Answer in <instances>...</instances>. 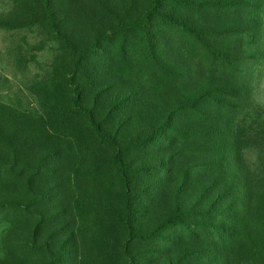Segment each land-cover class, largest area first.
I'll return each instance as SVG.
<instances>
[{"label":"rangeland","instance_id":"rangeland-1","mask_svg":"<svg viewBox=\"0 0 264 264\" xmlns=\"http://www.w3.org/2000/svg\"><path fill=\"white\" fill-rule=\"evenodd\" d=\"M22 1L0 0V264H264V0H190L209 2L230 30L210 52L165 28L185 82L141 69L131 44L123 59L113 39L155 0H57L53 26L45 1ZM157 2L160 26L170 8ZM229 41L232 54L217 57ZM75 43L108 51L98 73L86 61L76 70ZM115 56L122 68H106ZM104 68L118 83L87 89ZM221 72L231 89L185 110ZM64 79L71 103L80 93L83 124L93 111L115 136L108 155L77 154L70 140L46 155L43 110ZM126 106L131 118L106 121Z\"/></svg>","mask_w":264,"mask_h":264},{"label":"trees","instance_id":"trees-1","mask_svg":"<svg viewBox=\"0 0 264 264\" xmlns=\"http://www.w3.org/2000/svg\"><path fill=\"white\" fill-rule=\"evenodd\" d=\"M38 1H45L46 13L43 15L44 18L42 21H45L52 26L55 25L56 23L54 24L51 14H55L57 11V0H23L19 3V5L22 3L25 6H28ZM164 3H166L170 8V14L166 17L165 21L163 20L164 22H162L160 26L156 24V14L159 12L158 10L163 4H159L157 0H155L152 8L147 12L141 22L132 21L129 25L118 23L117 25H120V27H116L113 31L116 32V35L118 36L113 39L116 40L121 38L123 40L122 45L120 46L123 51V59H126L129 54L123 50V48L125 49V47L131 44L134 51H136L135 54H137V58L135 60H139L141 63V69H146L148 71L158 69L163 71L165 75L171 77L176 82L181 81L180 77H182L185 82V71L178 69L181 63L177 60H171V54L179 50L180 44L173 48L172 41L165 37V28H171L173 26L179 27L183 33H188L195 37V41H200V44L203 42V44L207 46L206 49H208V51L210 50V52L212 50L217 51L214 47L219 41L218 38H221L222 33L228 34L227 31L230 29L227 25H224L223 21H214L217 17L210 12L211 7H209V2L203 1L201 3H195L190 0H185L184 3L181 0H164ZM172 18L174 20H172ZM130 39H132L133 42L128 43ZM107 41L111 43L112 40L110 41V38L108 37ZM224 45L225 46H223L222 49L223 51L221 50L219 54L215 52L216 56L222 59L232 54L233 51L230 41ZM70 48L71 51H73L72 53L74 57L77 58L75 65L77 71L82 69V65L84 61H86L88 67L98 73V69L96 67L101 64L104 55L108 52L104 47H100L97 52H94V47L90 48L76 43L75 45L71 44ZM112 50H114V46L111 44L110 51ZM118 56L111 57L107 62L106 68H114L117 64L118 66L116 67L121 69L122 65L119 66L120 60L117 58ZM88 67L87 69H89ZM84 68L86 69L85 64ZM106 72L107 71H105L104 68V75L102 74L100 78L94 80L93 83L90 81L87 89L95 90L96 88L97 90L100 88L104 90V88H110L116 85V83H118V78L115 76L108 77ZM212 72L215 73V70H212ZM220 75L224 77L220 76L211 78L215 80V82H213L214 85L209 86L210 89H202L193 93L191 91L189 96L186 98L185 110H195L197 105L201 104V101H205L206 99L212 100L215 94L222 93L228 88L231 89L228 78L232 79V77L225 76L226 74L223 72H221ZM186 76V83H188L191 81V70H187ZM75 78L80 79L82 77L76 76ZM68 81V79H64V81L61 80V90H59L60 98H54L53 96V100L49 106H46L43 110L44 117L47 120L46 134L49 135L45 136L41 140V142L46 144L43 148H48L50 150L46 155L53 153L56 154L64 149H71V144L68 143L70 141L73 143V147L75 148V152L77 154L91 152L93 155H97V153H101L103 156L104 154L108 155L117 144L115 136L110 135L111 130L109 128H106L105 132L101 130L103 122L100 120L98 123L96 122V115H94L93 111L88 112V126L83 124L77 110L80 103V93H76V97L71 103L67 98L69 93H65V91H68ZM206 83L208 85L211 84L208 81ZM187 86H190V84ZM82 87L83 86H81V91L86 88V84L84 88ZM129 94L130 97L133 96L131 100V105L133 106L136 101L135 95L137 93L131 94L130 92ZM117 101L118 99L116 102ZM132 106H130L129 109L128 106L124 108H115L116 113L120 111L119 114H111L114 113V110H110L106 117V121H108V123L110 122L112 125L118 121H120L118 125L123 124L127 118L129 119L133 116V113L131 112ZM68 110H71V112H68ZM125 114L128 115L126 116L127 118L119 120V118ZM65 117H68L69 119L64 120ZM106 121L104 122L105 124ZM79 133H81V135H79ZM139 144L142 145V141H140ZM46 155L40 159L39 164L44 162ZM51 171H54V169Z\"/></svg>","mask_w":264,"mask_h":264}]
</instances>
